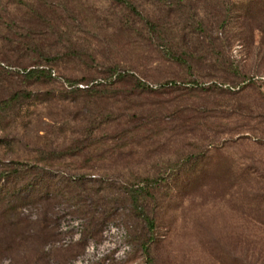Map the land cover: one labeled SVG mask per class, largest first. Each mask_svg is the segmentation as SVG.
<instances>
[{
	"label": "rangeland",
	"instance_id": "rangeland-1",
	"mask_svg": "<svg viewBox=\"0 0 264 264\" xmlns=\"http://www.w3.org/2000/svg\"><path fill=\"white\" fill-rule=\"evenodd\" d=\"M142 1L151 12L157 4ZM223 1L236 3L230 15L233 22H244L239 33L233 26L215 25L224 13L219 0H184L186 9L195 13L187 12L183 23L192 27L202 21L213 37H205L204 42H215L225 59L240 65L256 85L221 69L222 64L206 57L204 51L191 49L194 57L181 55L186 61H178L144 31L133 28L120 33L110 28L117 10H113L117 6L113 0H0V106H5L13 92L22 97L0 110V138L14 137L9 146L0 143V171L8 160L34 161L37 149L47 141L60 146L67 143L72 136L63 132L64 120L50 123L49 119L53 115L83 118L85 100L59 98L72 87L86 89L98 81H111L114 70L129 72L148 89L127 98H93L96 110L112 111L117 118L109 131H98V136L122 131V119L136 115L153 117L163 128L119 141L117 153L96 158L94 169L80 172L102 173L106 170L96 166L113 165L124 168L129 176L155 170L161 161L183 163L187 155L194 157L185 167L190 171L180 174L181 184L174 191L149 201L154 228L144 219L133 218L130 205L110 219L127 226L133 246L128 259L118 264H264V0ZM243 4L251 6L245 19L237 10ZM58 16L67 22L62 25L66 38L52 35V28L43 23ZM32 32L40 52L55 58L46 56L49 60L39 62L50 72V79L43 82L23 79L25 67H34L23 54H35L19 47L16 39H25ZM69 50L81 57L66 59ZM214 84L222 89L209 88ZM27 92L34 96L26 98ZM49 95L54 96L50 103L37 99ZM73 124L75 130L83 126ZM83 160L73 157L62 164L79 166ZM69 202L58 197L49 214L40 203L23 205L20 217L26 219L24 225L29 224L33 243L21 254L11 251L0 257V264L6 260L8 264H58L79 254L84 242L45 249L48 242L60 237L58 226L64 211L80 216ZM46 216L48 228L38 232V223ZM139 235L142 241L136 239Z\"/></svg>",
	"mask_w": 264,
	"mask_h": 264
},
{
	"label": "trees",
	"instance_id": "trees-1",
	"mask_svg": "<svg viewBox=\"0 0 264 264\" xmlns=\"http://www.w3.org/2000/svg\"><path fill=\"white\" fill-rule=\"evenodd\" d=\"M113 1L117 4L113 10H117L113 12L115 17L111 18L113 22H111L112 26L108 25L110 28L116 31L119 30V32L129 31L133 28L140 32L144 31L156 41L162 43L172 53V58L178 61L183 60L182 56L184 55L190 58L194 57V51H204L206 57L222 64V67L220 66L221 69L226 68L229 71H233L238 80L247 81L248 85H256L250 74L243 71L240 65L236 64L235 61L230 62L225 59L223 51L216 46L215 42L211 41L209 44L204 42L207 37L211 40L213 37L211 36V31H207L202 21L197 26L184 25L183 18L187 12L192 15L195 13L191 9H186V4L183 3L184 0H149L151 3L157 2L152 12L145 7L144 3L146 1ZM219 1V5L224 8V13L221 15L222 19L215 22V25H219L220 28L233 26L238 32L244 22H233L230 15L232 7L236 10V3L234 5V3L230 4L228 1ZM237 10L241 11L242 14L240 16L245 19L250 13L251 6L246 4L239 5ZM43 23L47 28H52V35L66 38L62 31V25L67 26V22L61 16L44 19ZM180 24L184 27H180ZM183 32L184 34L181 35ZM33 33L26 35L25 39H16L19 47L35 54H23L24 58L30 61V65L34 63L33 68L25 67L26 71L23 73V79L28 83L33 81L43 82L50 79V72L40 67L39 62L43 58L49 60L45 58L46 56L50 57L51 60L55 59L52 58L54 57L51 55L52 53L40 52L37 40L33 38ZM234 36L236 38L237 35L234 34ZM45 39L46 42H49L47 33H45ZM50 44L52 43L50 42ZM199 48L201 50H197ZM191 49H194V51ZM64 57L68 60H73L81 56L69 50ZM183 61L185 62L186 60L184 59ZM113 74L115 75V78L112 79L113 81H98L86 89L72 87L67 89V92H63L62 97L59 98L60 100L71 102H77L79 99L85 100V116L83 118L69 119L66 117L61 119L65 116L57 117V115H53L49 119L50 123H61L64 120L65 129L63 132H69L72 136L67 143L60 146L54 140L51 142L47 141L42 147L37 149L38 155L34 161L15 162L8 160L3 165L0 171V220H3L2 225H0V257L6 256L11 251L21 254L25 248H28L33 243L34 234L29 231V224L24 225L26 219L20 217V209L23 208V205L40 203L45 208V214H49L54 208V204L58 202V197L70 201L68 205L72 204V206H75L80 217L84 220L83 238L72 245L81 242L86 244L88 239L101 240L103 228L110 222H118L125 225L119 220L110 219L119 215L120 210L128 209L129 205L131 206L133 218L144 219L147 221L149 228H154L155 219L151 217L147 209L149 201L156 202L161 196L169 195L171 191H174L181 184L180 174L190 171L185 167L192 162L194 157L191 155H187L183 159V163L161 161L156 164L155 170H145L137 174L132 172L129 176L125 173L124 168L121 169L113 165H108V168L107 165L96 166L99 171L101 169L106 170L102 173L93 172L86 174L85 172H80L83 169H94L95 164L92 162L96 158L106 159L111 154L117 153L121 149L120 144H118L119 141L135 139L141 133L145 136L147 133L163 128V123L156 124V119L153 117L140 119L136 115L135 117L133 116V119L131 118L132 120L119 118L122 121L124 120L123 122L125 123V128L122 131L98 136V131H109V126L115 124L117 118L112 111L96 110L93 98L102 97L106 100L113 97L123 98V96L127 98L137 94L139 91L144 89L147 91L146 89H148L144 86V83L129 72L114 70ZM223 79L228 78L223 77ZM129 85L131 86V91L128 90L130 88L128 87ZM244 85L245 88L247 83H244ZM165 87H167L166 84ZM193 87H198V85ZM201 87L202 89L205 88L202 84ZM209 88L222 89V86L214 84ZM227 90H233V88H227ZM26 95V98L29 99L34 96L32 92H27ZM53 97L49 95L38 97L37 99L41 103H50ZM21 98L18 92H13L6 100L5 106H0V110L10 108L13 102L20 101ZM73 121L78 123L76 125L81 124L83 126L75 130ZM47 128L49 129L48 126L45 129ZM12 141L14 142V137L9 138L7 136L5 140L0 138V143L8 146L13 143ZM73 157H84V160L79 166H76V164H62L64 159ZM196 164L195 162L194 165ZM67 170L70 172H67ZM72 171L74 173H71ZM40 221L38 223V232L43 233L48 228L50 219L46 216ZM5 226H8V229L4 230ZM136 239L142 241V236L139 235ZM145 243L142 242V247L147 249L148 247ZM132 251L133 246L123 261L128 259ZM51 263L54 264L56 262L53 261Z\"/></svg>",
	"mask_w": 264,
	"mask_h": 264
},
{
	"label": "built area",
	"instance_id": "built-area-1",
	"mask_svg": "<svg viewBox=\"0 0 264 264\" xmlns=\"http://www.w3.org/2000/svg\"><path fill=\"white\" fill-rule=\"evenodd\" d=\"M58 228L60 237L48 242L47 250L69 247L82 240L84 220L64 211ZM131 250L132 244L126 226L110 222L104 227L101 240L89 239L83 252L64 264H117L126 259ZM8 263L6 260L3 264Z\"/></svg>",
	"mask_w": 264,
	"mask_h": 264
}]
</instances>
